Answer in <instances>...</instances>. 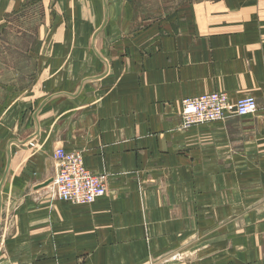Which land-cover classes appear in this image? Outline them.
<instances>
[{
  "label": "crops",
  "instance_id": "1",
  "mask_svg": "<svg viewBox=\"0 0 264 264\" xmlns=\"http://www.w3.org/2000/svg\"><path fill=\"white\" fill-rule=\"evenodd\" d=\"M28 12L33 75L0 67V264H264V0H0V38ZM214 92L257 111L181 130ZM56 149L105 196L56 200Z\"/></svg>",
  "mask_w": 264,
  "mask_h": 264
},
{
  "label": "built area",
  "instance_id": "2",
  "mask_svg": "<svg viewBox=\"0 0 264 264\" xmlns=\"http://www.w3.org/2000/svg\"><path fill=\"white\" fill-rule=\"evenodd\" d=\"M255 99L246 96L231 102L224 92H214L185 98L180 104L181 130L221 122L228 115L245 118L255 114ZM55 174L51 186L56 200L72 205H91L106 194L107 175H95L85 169L82 156L75 152L56 149L52 154Z\"/></svg>",
  "mask_w": 264,
  "mask_h": 264
},
{
  "label": "rangeland",
  "instance_id": "3",
  "mask_svg": "<svg viewBox=\"0 0 264 264\" xmlns=\"http://www.w3.org/2000/svg\"><path fill=\"white\" fill-rule=\"evenodd\" d=\"M37 18V14L29 12L25 14V17H17L6 27L0 38V67H8L7 64H9L15 70L18 74V86L28 84L29 72L33 75L34 64L26 56V51L32 43L30 36L34 31V22Z\"/></svg>",
  "mask_w": 264,
  "mask_h": 264
}]
</instances>
